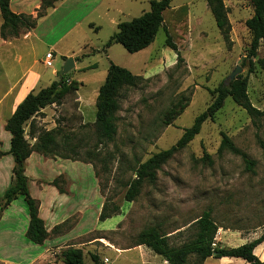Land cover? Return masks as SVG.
<instances>
[{"label": "rangeland", "instance_id": "obj_1", "mask_svg": "<svg viewBox=\"0 0 264 264\" xmlns=\"http://www.w3.org/2000/svg\"><path fill=\"white\" fill-rule=\"evenodd\" d=\"M150 1L105 0L90 17L89 22L95 25L91 35L83 26L74 36L80 42L76 47L78 50L91 40L102 49L88 58L93 63H77V68L66 74L69 79L81 82V97L90 100L96 91L99 93L110 62L145 79L139 86L124 88L119 94L115 140L106 144L100 141L93 122V111H97L93 101L84 102L88 122L79 116L77 92L67 95L60 105L48 106V114L40 112L33 119L34 132L31 133L29 128L26 135L34 144L41 133L57 127L62 129L64 137H68L66 144L58 138L59 144L53 151L70 157L64 160L79 162L75 167L68 164L66 170L74 178L72 188L92 189L97 180L103 205L108 202L109 209H120V214L113 217L117 222L111 229L96 231L79 240L88 242L96 238L98 241L96 246L82 248L86 264H93L92 254L98 255L102 264H126L124 258L136 257V253L116 258L117 254L107 252L104 246L135 247L138 236L152 228L170 237L173 245L181 246L192 239L195 231L191 225L205 212L210 213L218 227L214 247H239L264 234V120L251 117L231 98L225 101L214 120L203 124L201 133L186 148L162 165L155 182H146L133 202L125 200L137 168L178 142L185 129L190 128L196 117L212 104L214 95L211 91L221 84L229 85V76L237 67L241 72L236 78L248 77L250 100L264 111V71L258 63L264 58V42L257 57L252 59V72H249L252 35L246 21L254 15L250 0H224L232 25L230 42L221 35L207 0H172V9L189 6L188 32L182 39L174 41L183 58L179 64L176 52L166 46L167 35L163 29L151 46L138 53L130 54L120 44L105 50L104 44L115 32L111 21L139 17L150 10ZM77 54L79 56L81 52L77 51ZM44 58L45 54L38 59ZM69 58L57 55L51 67L42 63L40 67L50 78L54 70H62ZM86 66L88 70L82 68ZM55 79L58 80V76ZM182 99L189 100V106L172 125L165 126V113ZM43 118L47 120L43 122ZM222 133L230 138L237 153L229 149L219 151ZM249 163L253 164L250 166ZM45 176L52 178L54 173L47 170ZM63 180L61 186L67 190L70 184ZM31 185L33 194L37 195L35 183ZM77 197L72 200L73 205L78 204ZM19 199L24 201L21 196ZM93 220L77 224L78 217L71 218V223L77 225L61 242L81 236L79 233L85 226L90 228ZM0 225L14 226L13 222ZM255 255L264 262V243ZM157 257L156 264H167L162 257ZM136 260L139 261L137 257ZM150 264H154L153 261ZM190 264H194V260ZM203 264L247 263L241 259L211 257Z\"/></svg>", "mask_w": 264, "mask_h": 264}, {"label": "trees", "instance_id": "obj_2", "mask_svg": "<svg viewBox=\"0 0 264 264\" xmlns=\"http://www.w3.org/2000/svg\"><path fill=\"white\" fill-rule=\"evenodd\" d=\"M41 8L36 17L33 15L15 14L10 9L9 0H0V12L3 17L1 26V37L4 40L17 38L22 33H28L37 26L40 18L44 17L48 10L54 8L59 0H41ZM254 9V15L246 21V27L252 35L249 49L250 71L252 72V59L258 55L261 43L264 42V0H250ZM172 0H151L150 10L139 17L118 24L117 31L104 44V49L110 48L114 44H120L130 54L145 50L155 41L159 31L163 29L167 35L166 46L177 54V64L183 61L175 39H182L188 32V10L189 6L184 5L177 9L171 8ZM210 11L212 12L217 27L226 42H230L232 25L229 20V10L224 0H207ZM180 30V32L178 31ZM259 65L264 71V58L258 60ZM144 78L135 75L129 70L110 62L105 82L99 89L96 100V121L95 127L99 139L102 143H112L117 135V125L115 113L119 108L118 97L124 88L137 87ZM248 77L239 76L229 85L221 84L216 90L211 91L214 95L212 104L205 112L196 117L193 125L185 129L182 137L171 148L153 155L146 162L141 164L136 172L135 178L130 182L125 194L127 202H133L140 193L142 186L146 182L153 183L157 179V172L162 165L169 161L174 155L186 148L197 135L201 133L202 126L208 120H214L216 114L223 108L225 101L231 98L238 106L243 108L251 117L263 119L264 111L256 108L248 95ZM81 84L77 80L69 81L67 75L62 79L53 82L49 87L37 93H30L20 103L14 114L7 120L5 130L11 134V147L8 154L15 160L13 168V182L5 191L1 199V210H5L13 201L20 196L24 198L30 216L29 225L26 231V239L36 245H43L49 238L44 220L40 217V203L32 197L29 190V178L26 175V161L33 153L44 156L59 157L70 159L68 156L54 153L53 147L58 143L57 139L65 141L60 128L43 132L34 144L27 138L26 127L30 123V132H34L33 119L40 112L50 105H60L64 98L72 93H76ZM189 106V100L182 99L171 109H169L163 119L165 126H170L183 114ZM59 144V143H58ZM229 149L238 152L234 144L226 133H222V142L219 151ZM5 153L0 152V158ZM253 163H249L251 166ZM64 178L59 176L50 185L56 187L60 193H65L66 189L61 186ZM103 188L101 187V190ZM120 214V209L114 207L109 209V203L105 202L99 215V221L104 222ZM75 223L71 219L56 226L52 230L53 235H60L71 231ZM195 231L194 236L181 246H175L170 242V237L161 233L159 229H148L143 231L137 238L136 246H145L154 254L163 258L167 264H203L208 258L216 259L230 258L241 259L247 264H264L256 255L258 247L264 243V234L242 246L225 249L214 247L215 238L218 231L216 223L211 218L209 212H205L192 225ZM215 255V256H214ZM84 252L80 248L68 247L62 254L61 259L64 264H86ZM93 264H102L98 255L92 254Z\"/></svg>", "mask_w": 264, "mask_h": 264}, {"label": "crops", "instance_id": "obj_3", "mask_svg": "<svg viewBox=\"0 0 264 264\" xmlns=\"http://www.w3.org/2000/svg\"><path fill=\"white\" fill-rule=\"evenodd\" d=\"M9 2L10 9L15 14L33 15L34 17L37 16L42 4L41 0H9ZM104 2L105 0H59L54 8L49 9L47 14L38 20L37 26L30 32L22 33L19 37L8 40H4L0 34V152L5 153L0 158V207L1 198L13 182V168L15 166L13 156L8 154L12 136L5 130L7 120L11 118L17 106L23 102L28 94L37 93L49 87L57 81L55 79L57 76L59 78V71L54 70L53 76L48 78L40 67L41 63L46 66L45 61L48 53H53V60L56 59L57 55L64 58H73L75 62L74 70L77 68V63L87 62L92 53H98L102 50L100 46L94 45L90 38L91 42H86L84 48L78 50L76 47L80 45V42H77L74 36L77 30L83 26L88 30L87 34L91 35V29L95 25L89 22L90 17ZM121 22L123 21L119 19L111 21L115 32ZM87 23L88 25H86ZM2 24L3 17L0 12V31ZM114 46L112 45L109 50ZM77 51L81 52L79 56ZM44 54V60H39V56ZM88 63L93 62L88 61ZM82 68L88 70V66ZM71 80H75V78H70L69 81ZM80 88L77 91L79 98L76 100L79 102L80 107L78 109L79 116L86 123L88 120L84 102L93 101V104L96 105L98 92L96 91L95 96L89 100L80 96ZM49 108L47 107L41 112L48 114ZM93 115V122H95V110ZM47 118H43V122ZM29 128L30 123L27 125L26 131H29ZM78 163L64 159H47L38 153H33L27 159L26 175L29 178V190L32 197L40 203L39 214L44 220L50 236L43 245L33 244L26 239L25 235L30 216L25 202L19 198L16 199L5 210H1L0 224L13 222L14 226L0 227V263L63 264L61 254L66 248L72 246L82 249L87 246H96L98 244L96 238L88 242H80L79 240L96 231L109 230L117 222V219L114 218L104 222L99 221V215L103 207V197L97 189V180L95 187L92 189L79 190L72 188L75 183L74 178L67 174L66 170L70 166L68 164H73L71 166L75 167V164ZM36 170L40 172L36 173ZM47 170L54 173L52 178L45 176ZM59 176H62L70 184L65 193H60L56 187L50 185ZM33 182L35 183L37 195H34L32 191L31 183ZM76 196L79 198L78 204L73 205L72 200L76 199ZM75 216L78 217L77 224H84L91 218L94 219V223L90 228L85 226L84 231L79 233L81 236H73V238L75 237L73 240L62 243L61 241L66 237L64 235L70 231L53 235L52 230ZM104 248L107 252H115L117 254L116 258L121 255L129 256L136 253L139 261L136 260V257L129 256L124 258L126 264H150L151 261L156 264V259H158V255L145 246L117 249L110 245V247L104 246Z\"/></svg>", "mask_w": 264, "mask_h": 264}, {"label": "water", "instance_id": "obj_4", "mask_svg": "<svg viewBox=\"0 0 264 264\" xmlns=\"http://www.w3.org/2000/svg\"><path fill=\"white\" fill-rule=\"evenodd\" d=\"M74 67H75V62L73 58L67 59L65 66L62 68L61 71H59V79H62V77L68 74ZM240 72L241 69L237 67L229 76L228 82H232Z\"/></svg>", "mask_w": 264, "mask_h": 264}, {"label": "built area", "instance_id": "obj_5", "mask_svg": "<svg viewBox=\"0 0 264 264\" xmlns=\"http://www.w3.org/2000/svg\"><path fill=\"white\" fill-rule=\"evenodd\" d=\"M53 53L50 52L46 55V61H45V65L47 67H51L53 65Z\"/></svg>", "mask_w": 264, "mask_h": 264}]
</instances>
